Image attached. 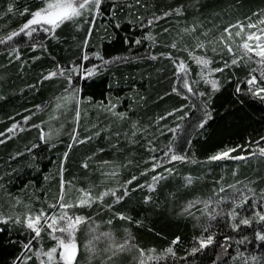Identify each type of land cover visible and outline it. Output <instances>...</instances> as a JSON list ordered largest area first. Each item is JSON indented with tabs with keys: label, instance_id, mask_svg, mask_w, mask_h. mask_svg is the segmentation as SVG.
I'll return each mask as SVG.
<instances>
[{
	"label": "trees",
	"instance_id": "obj_1",
	"mask_svg": "<svg viewBox=\"0 0 264 264\" xmlns=\"http://www.w3.org/2000/svg\"><path fill=\"white\" fill-rule=\"evenodd\" d=\"M45 2L0 0V219L11 218L0 223V264H41L34 250L49 249L55 240L45 227L25 254L23 245L35 237L25 218L56 211L62 180L71 213L98 220L111 238L130 236L145 254L151 250L147 264H244L238 253L250 264L251 257L264 261V242L255 236L264 230L255 215L264 210V159L251 158L264 147V101L247 84L251 75L259 80L253 72L259 66L247 57L231 63L241 55L244 34L236 36L238 28L228 41L232 54L221 40H228L224 29L230 25L259 23L264 0H103L94 25L84 13L54 31L33 25L37 31L31 35L20 32ZM24 8L29 13L21 15ZM13 32L19 34L9 40ZM201 56L207 68L194 59ZM179 61L191 92L178 78ZM73 67L78 71H69ZM204 70H211L209 76ZM51 72L57 75L45 79ZM184 74L179 70V77ZM16 123L23 126L9 132ZM233 148L226 158L210 159ZM173 154L184 159L171 160ZM236 156L244 159L231 158ZM239 180L255 191L246 203L245 193L231 185ZM82 193L92 195L91 206L79 203ZM201 199L214 203L215 219L201 206L197 212L187 209ZM233 207L252 220L250 226L232 229ZM16 217L21 223L13 222ZM209 234L213 242L193 254L198 239ZM92 259L84 264H127L103 262L102 255ZM74 264H81L80 257Z\"/></svg>",
	"mask_w": 264,
	"mask_h": 264
},
{
	"label": "snow or ice",
	"instance_id": "obj_2",
	"mask_svg": "<svg viewBox=\"0 0 264 264\" xmlns=\"http://www.w3.org/2000/svg\"><path fill=\"white\" fill-rule=\"evenodd\" d=\"M103 3V0H46V6L36 10L34 12L30 13L31 18L28 19L23 26L20 28V32H25L27 30V34L31 35L33 32L37 31L36 28L32 27L33 25H49L51 28L44 29L45 31H54L55 27H58L60 24L64 23L65 21L72 20L75 17H79L83 15L84 13H87L88 16L91 17L90 23L94 25L96 17L100 14V7L101 4ZM137 3H139V0H137ZM13 11L12 6L10 5L8 8V12L11 13ZM29 9L24 8L23 12L21 15L28 14ZM260 23H264V20L259 21ZM152 22L149 21V24ZM119 27V25H117ZM247 27L249 29L255 27V24L253 23H248ZM232 28H238L239 30L236 32V36H240L241 32L244 31V26L237 23L236 25H230L229 27L224 29V33L228 34V40L225 41L223 35L221 36L222 42H224L225 47L227 48L228 52L230 54L233 53V49L231 44L228 42L231 40V29ZM261 35H264V29L260 30ZM91 33V27L89 29V34ZM19 33L13 32L8 36V39L11 40L13 36L18 35ZM150 38V37H149ZM255 38V46L253 47L252 44H250L248 41H252ZM3 42V41H0ZM136 43H140L139 40L136 41ZM85 46H87V40H85ZM173 48L176 47L175 44L172 45ZM198 47H203V45H198ZM239 48L241 50V55L237 58H234L231 63L232 64H237L238 59H242L244 57H247L248 59H252L253 57L250 55L251 53H254L256 57H259L260 59L257 61V64L259 67L257 69H253V72H258L259 73V80L256 75H251V78L247 80V84L249 85V93L254 96L258 97L262 101H264V87L261 86V84H264V40L261 39V36L256 35L255 33H248L246 39L239 45ZM191 56L192 53H189ZM99 59H103L102 57H98ZM171 58V57H169ZM83 59H88L87 56L83 57ZM194 59L197 60V63H202L204 66H207L209 61L205 59L203 56L201 57H194ZM176 63V61H173ZM225 66H228V63L225 62ZM179 70L184 71V76L179 77ZM61 74L63 73L64 69H59ZM69 71H78V67H73L72 69H69ZM211 71V70H210ZM215 71H223V69H215ZM93 70L88 69L86 70V75H92ZM57 75V72H51L49 73L48 76L45 77V79H48L52 76ZM178 78L182 81L183 85L189 92L192 91V88L188 84V79H187V68L184 64L183 61H179L178 63ZM70 83H71V78L69 77ZM212 87L214 90L217 89L216 81H211ZM173 91H177L178 94H180L179 90L174 88ZM241 89L238 87L237 88V93H239ZM199 95H204L203 93H200ZM174 111H182V108L175 109ZM173 113H168V115H172ZM79 113L77 112V116ZM206 116L210 118V113H205ZM30 118V117H29ZM29 118H25L26 120ZM165 117H161V119H164ZM180 119H184L183 116L180 117ZM206 120H203L200 124L199 127H203L204 123H206ZM17 127L16 124L12 126V128L8 129L9 132L13 131ZM36 127H39L36 125ZM169 131L175 132V129H169ZM2 135V134H0ZM41 140H45V134L43 133V130L41 129ZM73 141H76V136H75V130L72 136ZM4 141L0 140V143H3ZM83 142V141H79ZM257 144H259V141H257ZM33 147H36L34 145ZM260 154L264 155V147H260L259 149ZM231 151H236L235 148L229 149V151L218 153L210 159L212 160H220L223 158H226L229 156V152ZM167 155V153H165ZM67 157V153H65V158ZM232 159H244L243 156H236V157H231ZM171 160H177V159H184L183 156H178V155H171L170 157ZM87 167V165H85ZM155 168V165H154ZM135 179V177H133ZM154 180L157 179V177H153ZM128 183H131V181H128ZM64 182L62 180L61 182V195H60V202H59V208L60 209H65L68 207H71L72 205L70 203H64ZM246 187V193L247 194H242L241 195V201L242 202H247L251 197H255V191L252 189L250 186H245ZM223 191V189H221ZM109 193H101L100 194V199L102 200L105 195H108ZM111 194L115 196V191H112ZM127 190H125L124 195L126 196ZM250 194V195H249ZM85 195H88L85 193ZM122 199V197H117V200ZM93 202L92 198L89 196L88 200L81 199L80 204L85 205L87 204L88 206H91V203ZM257 201L253 199V204H256ZM259 203L261 204V208L264 209V193L261 194ZM208 205L206 204L205 207ZM240 205H236V207H239ZM51 207L55 208L57 205H51ZM236 207L232 208V211L228 213V215L232 218L233 223L231 224V227L233 230L238 231L241 225H246L250 226L252 223V220L247 217L240 216V213L236 211ZM216 215L218 213H213L211 215V219H215ZM256 216L259 217L260 221H264V210L257 211L255 213ZM239 217V219H237ZM121 219H125V217L121 216ZM8 219H0V223H8ZM26 220V227L28 229H31L35 233V237L30 239L27 243L23 245L24 253L26 254L27 252H31L32 249V243L33 240L40 237V233L42 230L45 229H50L48 232L49 236H51L53 239L57 241L56 247L51 248L47 252H44L43 249H40L36 251L34 254L37 256V258H40L41 256H46L47 261L41 260V264H52V262L55 259V254L57 252V249H62L59 253V260L63 261L64 264H73V261L75 260L76 253H77V245L75 243V236L74 233L77 229V226L83 222L84 218L81 216H75L71 217L68 216L66 212L61 211L59 215L57 213H44L41 211V213L34 218L32 216H28L25 218ZM41 220L44 221L43 224H41ZM15 223H21V220L19 217H16L15 220L13 221ZM2 231V229H0ZM207 232V229H205ZM59 232L62 235L57 236L56 233ZM106 238H108L111 241V244L109 247L112 250V255L115 256L119 252H123L126 250H130L131 247H134L133 244H130L131 237L129 236L128 239L116 243L114 240L111 238L110 233H104L103 234ZM256 239L259 241L264 242V230L262 231H257L255 233ZM97 239H99L97 237ZM214 239V234H209L207 237H201L198 239V247H194L192 249V253H196L197 251H200L201 249L207 247L213 242ZM231 237H225V240H230ZM247 240V237H244L239 243H244ZM179 243V237H177L172 244L176 245ZM107 250V249H106ZM167 252L172 254L173 256L175 253L173 252V248L169 247L167 249ZM243 259H244V264H250L248 258L243 257L242 253H238ZM141 256H143V251L141 250ZM30 258V257H28ZM111 258V257H110ZM22 257H18L17 261H20ZM151 259V258H150ZM141 264H144L143 260L141 261ZM251 264H264V261L259 260L257 257H251Z\"/></svg>",
	"mask_w": 264,
	"mask_h": 264
},
{
	"label": "rangeland",
	"instance_id": "obj_3",
	"mask_svg": "<svg viewBox=\"0 0 264 264\" xmlns=\"http://www.w3.org/2000/svg\"><path fill=\"white\" fill-rule=\"evenodd\" d=\"M46 6V2L44 3V5L41 7H45ZM39 8V9H41ZM38 9V10H39ZM87 14V13H86ZM261 20H264V17L261 19ZM259 20V21H261ZM248 23H253L255 24V27L249 29L247 27ZM239 24L243 25L244 26V31L241 32L244 34L243 36V41L244 39H246L247 37V34L248 33H255L256 35L258 36H261V39L264 40V35H261V32L260 30L261 29H264V23H258V22H251V21H245V22H240ZM239 29H237L238 31ZM250 44L253 45V47L255 46V38L252 40V41H248ZM254 59H256L257 61L260 59L259 57H256L254 55V53H251L250 54ZM201 65H203L202 63H200ZM208 65V64H207ZM204 66V65H203ZM259 66V65H258ZM207 68V66H204ZM204 75H208L209 76V71L210 70H204ZM25 122V120H24ZM17 127L11 131V132H15L19 127H22L23 126V123H16ZM12 128V127H11ZM251 158H262L264 159V155L260 154L259 150L255 153H253L251 155ZM157 179L154 180L152 182V184H150L148 187L149 190L153 189L154 187V183L158 180V177L159 176H156ZM233 187H237V189L245 194L246 193V185L249 186L248 182L247 181H244V180H239L238 182H235V183H232L231 184ZM88 195H85V193H82V196L80 198L84 199V200H88L89 196L91 197L92 195L87 193ZM250 195V194H249ZM92 198V197H91ZM251 198V196H250ZM257 202H258V198H254ZM208 205L207 207H205V205ZM214 203H212L211 199H208V200H204V199H201V200H194L192 202H189L187 204V209H191V211L193 212H197V210H199V207L201 206V212L205 213V214H208V215H212L213 212H214ZM213 211H212V210ZM63 211V212H66L68 214V216H71V217H75V216H81L84 218L83 222L80 223L78 226H77V229L74 233V236H75V243L77 245V248H78V255L76 257V259L78 260V258L80 257V263L81 264H84L86 261L87 262H91V261H94L92 258H96L97 256H101L102 255V260L103 262H106V261H110L111 259H121V261H125V263L127 264H141V261L143 260L144 264H147L149 259L152 258V252L150 250L149 253L145 254L143 253V256H141V251L136 247V245L130 240V244H133L134 247H131L130 250H126V251H123V252H119L117 253L115 256L112 255V250L111 248L109 247V245L111 244V241L106 238L103 234L106 233V229L103 230L102 228V224L98 222V220L96 219H91L90 221H88V219H86L83 215H80V214H75V213H71V211L69 210V208H65V209H60L59 207L56 209L55 213H57V215H59V213ZM39 215L38 213H35V214H28L26 217L28 216H32L33 218L35 216ZM87 224V229L84 227V225ZM44 221H41V224H43ZM85 228V230H81L82 228ZM102 230V231H101ZM50 231V229H47V234L48 232ZM57 236H60L62 235L61 233L57 232L56 233ZM49 236V234H48ZM51 237V236H50ZM97 237L99 239H97ZM52 238V237H51ZM53 239V238H52ZM128 239L127 237L126 238H123V239H114L112 238V240H114L116 243H120L124 240ZM55 240V239H54ZM57 245V241L55 240V244L54 246H52L51 248L53 247H56ZM51 248L49 249H43L44 252H47L48 250H50ZM42 248H37L34 250V253L38 250H40ZM107 249V250H106ZM60 251H62V249H57V252L55 254V259L54 261L52 262L53 263H62L64 264L63 261H60L59 260V253ZM36 256V255H35ZM37 257V256H36ZM111 257V258H110ZM38 261L41 263V260H44V261H47V257L46 256H41L40 258H37ZM75 259V260H76ZM75 260L73 261V264L75 262Z\"/></svg>",
	"mask_w": 264,
	"mask_h": 264
},
{
	"label": "water",
	"instance_id": "obj_4",
	"mask_svg": "<svg viewBox=\"0 0 264 264\" xmlns=\"http://www.w3.org/2000/svg\"><path fill=\"white\" fill-rule=\"evenodd\" d=\"M77 255H78V248H77V253H76V257H77ZM76 257H75V259H76Z\"/></svg>",
	"mask_w": 264,
	"mask_h": 264
}]
</instances>
